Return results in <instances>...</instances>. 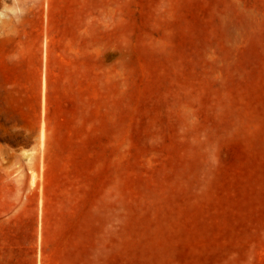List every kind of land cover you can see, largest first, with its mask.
Wrapping results in <instances>:
<instances>
[{"label": "rangeland", "instance_id": "1", "mask_svg": "<svg viewBox=\"0 0 264 264\" xmlns=\"http://www.w3.org/2000/svg\"><path fill=\"white\" fill-rule=\"evenodd\" d=\"M0 264H264V0H38L0 35Z\"/></svg>", "mask_w": 264, "mask_h": 264}, {"label": "clouds", "instance_id": "2", "mask_svg": "<svg viewBox=\"0 0 264 264\" xmlns=\"http://www.w3.org/2000/svg\"><path fill=\"white\" fill-rule=\"evenodd\" d=\"M38 0H0V35L21 25Z\"/></svg>", "mask_w": 264, "mask_h": 264}, {"label": "bare ground", "instance_id": "3", "mask_svg": "<svg viewBox=\"0 0 264 264\" xmlns=\"http://www.w3.org/2000/svg\"><path fill=\"white\" fill-rule=\"evenodd\" d=\"M40 140H42V135H40Z\"/></svg>", "mask_w": 264, "mask_h": 264}]
</instances>
